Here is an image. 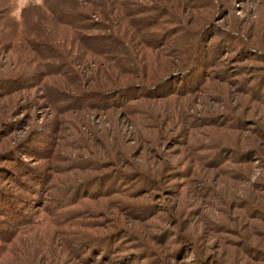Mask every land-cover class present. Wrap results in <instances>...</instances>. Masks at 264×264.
Masks as SVG:
<instances>
[{
  "label": "rangeland",
  "instance_id": "obj_1",
  "mask_svg": "<svg viewBox=\"0 0 264 264\" xmlns=\"http://www.w3.org/2000/svg\"><path fill=\"white\" fill-rule=\"evenodd\" d=\"M136 1L77 79L24 53L42 0H0V264H264V0Z\"/></svg>",
  "mask_w": 264,
  "mask_h": 264
},
{
  "label": "trees",
  "instance_id": "obj_2",
  "mask_svg": "<svg viewBox=\"0 0 264 264\" xmlns=\"http://www.w3.org/2000/svg\"><path fill=\"white\" fill-rule=\"evenodd\" d=\"M51 3L54 7H50ZM128 4L134 7L130 8ZM142 8L146 7L144 5L141 7L136 0H52L49 3L42 0L36 16L33 12L35 28L33 35L27 39L20 35L19 40L25 50L24 53L33 61L41 60L45 66L42 61L44 60L51 70L58 73L66 68L79 79V73L75 69L77 64L101 62L110 58L113 53L120 52L119 48L125 45V41L129 39L135 41L137 35L143 36L140 33L142 32L140 25L143 26L146 22L136 17L145 10ZM14 37L18 40L19 35ZM118 64L125 68L121 60ZM42 65L37 67L40 68L38 72H42ZM46 70L43 76L54 74ZM159 82L148 92L156 93L155 90L159 88L162 90L161 87L165 92L169 91L163 86L165 82L160 84ZM121 86L115 87L118 89L112 93L116 98H127L129 89L133 90V93L144 92L142 87L120 88ZM47 92V100L50 102H54L58 94H61L58 93L53 81L48 83ZM136 176L138 177L137 174L134 175Z\"/></svg>",
  "mask_w": 264,
  "mask_h": 264
}]
</instances>
